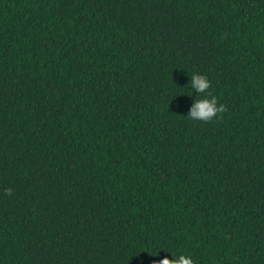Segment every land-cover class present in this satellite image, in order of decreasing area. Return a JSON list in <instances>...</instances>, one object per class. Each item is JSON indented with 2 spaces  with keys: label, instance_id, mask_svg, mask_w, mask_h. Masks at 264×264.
Here are the masks:
<instances>
[{
  "label": "trees",
  "instance_id": "16d2710c",
  "mask_svg": "<svg viewBox=\"0 0 264 264\" xmlns=\"http://www.w3.org/2000/svg\"><path fill=\"white\" fill-rule=\"evenodd\" d=\"M172 252L264 264V0H0V264Z\"/></svg>",
  "mask_w": 264,
  "mask_h": 264
},
{
  "label": "clouds",
  "instance_id": "9594fccd",
  "mask_svg": "<svg viewBox=\"0 0 264 264\" xmlns=\"http://www.w3.org/2000/svg\"><path fill=\"white\" fill-rule=\"evenodd\" d=\"M190 88L197 93V96L188 109L187 117L193 121L211 122L214 119L221 118L220 114L228 111L226 105L219 103L216 96L209 91L211 82L206 75L194 73L191 75ZM191 95V92L188 93ZM203 94V95H201ZM5 195L11 196L13 189L11 187L4 189ZM165 249V248H164ZM168 251V249H165ZM174 258L169 259L165 256L163 259L153 261V264H193L190 256L184 254L177 255L172 252Z\"/></svg>",
  "mask_w": 264,
  "mask_h": 264
}]
</instances>
